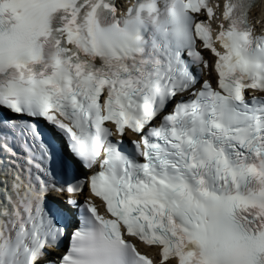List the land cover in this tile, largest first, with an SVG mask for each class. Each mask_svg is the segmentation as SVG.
Here are the masks:
<instances>
[{
    "label": "snow or ice",
    "instance_id": "6c2138e0",
    "mask_svg": "<svg viewBox=\"0 0 264 264\" xmlns=\"http://www.w3.org/2000/svg\"><path fill=\"white\" fill-rule=\"evenodd\" d=\"M0 264H264V0H0Z\"/></svg>",
    "mask_w": 264,
    "mask_h": 264
}]
</instances>
